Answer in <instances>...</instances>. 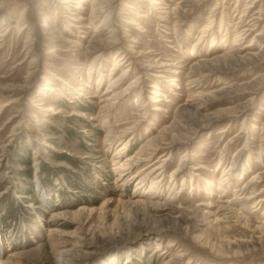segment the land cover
I'll use <instances>...</instances> for the list:
<instances>
[{
  "label": "rangeland",
  "instance_id": "obj_1",
  "mask_svg": "<svg viewBox=\"0 0 264 264\" xmlns=\"http://www.w3.org/2000/svg\"><path fill=\"white\" fill-rule=\"evenodd\" d=\"M107 1L110 26L91 19L96 0H0V264H264V178L251 184L264 173V62L228 81L191 82L194 65L228 46L238 43L242 55L263 49L262 28L236 41L243 12H264V0H202L182 23L183 0H167L163 21L146 0ZM210 27L229 28L227 43L204 37ZM113 29L117 46L90 51ZM125 55L154 67L138 88L144 98L129 91L106 109L141 76L133 65L126 73L129 60L114 70ZM158 64L169 71L164 79ZM255 81L203 112L237 110L195 134L181 174L173 175L185 148L157 177L149 173L163 153L116 170L199 95ZM236 241L258 242L230 252Z\"/></svg>",
  "mask_w": 264,
  "mask_h": 264
},
{
  "label": "bare ground",
  "instance_id": "obj_2",
  "mask_svg": "<svg viewBox=\"0 0 264 264\" xmlns=\"http://www.w3.org/2000/svg\"><path fill=\"white\" fill-rule=\"evenodd\" d=\"M146 1L150 2L152 4V6H153L152 10L155 11L157 18L160 21H163L164 17H163V13H161V11L163 10L164 6L168 5L167 0H146ZM201 1L202 0H183L181 2V7H179V8L177 7L175 9L178 22H180V23L184 22L190 16V14L193 12V9L201 3ZM112 4H111V1L108 2L107 0H96V5L94 6L95 10L92 13L91 19L94 20L97 18H103V24L106 26H110L111 22H112L113 12H114ZM253 8H254L253 6L248 7L245 10V12H243L242 16L240 17V20L238 23V31H239L238 35H239V37L237 38L236 42H239L240 39L242 40L244 38L243 36H247L248 34H253V33L257 32L260 28H262V30L260 32H258V34L256 35V38H260L261 40L263 39L264 27H262V25L264 23V12H262L261 10L253 12ZM216 9L217 8H215L214 10H216ZM261 9L262 10L264 9V1L262 3ZM214 17L215 16L210 18L211 19L210 24H212V19ZM222 17H224V15ZM228 26L230 27V24ZM220 30L221 31L216 32V31H211V27H210V29L207 28L204 31V37L208 38L210 36L211 38H213V42H215L218 40L219 37L222 36V37H224V41L227 43L228 40L226 41V39H228L229 34H230L229 28L228 29H226V28L222 29L221 28ZM114 34H116L115 29L112 30V35H114ZM98 37H100V36H98ZM118 42H119V37L117 35H114L112 38L108 37L105 41H103L102 39L100 40L99 38H96L93 42V45L90 48V51L95 52L98 50H105L107 48H110L111 46H117ZM252 46H254L253 43L250 45V47H252ZM228 47L229 48L226 50L227 52H225V54L223 53V55L215 56L211 60H203V61H201L198 64L193 66V72L191 73L192 84L198 85L200 82H202L208 78H212V77H218L223 81H228V80L233 79V77L235 76L236 73H238V72L245 73L243 71L251 69V68H255L256 65H258V63L264 62V47H263V49H261V51H259L257 53H254L252 51V49L248 50V51H246V53L244 55H242L243 51H242V49H240V46L238 45V43H235L234 46H231V47L228 46ZM125 52H127L128 54H131L130 49L125 48ZM240 53H241V55H240ZM138 59L139 58H137V57L136 58L135 57L129 58L127 55H125L124 59H122L120 62H117L115 64L114 70H117L118 68L123 66L124 61L129 60V63H128L129 68L127 69L126 73L129 72L130 67L133 65V67L138 68L140 70L141 76L138 78V80L134 81L130 85V87H128V89H126L125 91H122L120 93L115 94L110 99H107L109 103L105 107L106 109H109L112 105V102L117 101V99H121L123 96H125L127 94V92L130 91L131 93H136L137 91H139L138 88L141 86V84H143L145 82L144 78L147 75H149V73H151V71H153L154 67H151L149 65H147V66L146 65H139ZM164 66L165 65H160V64H158V66H157V69H160V71H161L160 74L157 75L158 78H160V79H164L166 74L169 72V71H167V68ZM117 83L118 82L116 81L114 85L116 86ZM254 84L258 85V82L255 81L253 84H251L252 86L247 85V87H245L243 89L242 88L239 89V87H236V86H228L227 87L224 85L222 88L215 91L214 94L210 93L207 95H205V94L199 95L196 99H194V102L192 103V105H190L188 114H184V113L179 114L177 116L175 122L172 124V126L161 131L159 133L158 137H156L153 141H150V143L148 145L143 147L141 149V151L139 153H137V155L135 157H133L129 160L128 164H126V163L120 164V165L118 164V166H116V170L119 171L122 168H125L126 166H127L126 169L132 170L133 168H135L136 166H138V164H141L142 162L153 163V162H155V161H153L155 156H157L159 153H163L164 154L163 155V161L160 163V166L153 171L151 170L152 172L149 173V175L154 176L158 171H160L161 169L162 170L164 169L165 163L171 157H173V155L176 151H179V150L185 148L187 151L185 152L183 158L181 159L179 167L173 173V175L181 174L182 172H184V170L187 169V161L189 159L188 158L189 157L188 150H189V146H190L195 134L200 129H203V128L210 126L213 122H216V121L224 119V118L233 117L234 114L237 112V110L235 108H229V109L216 111V112H213L211 114H206V115H204L203 112L205 110H208L211 106L210 104H212L214 102H223L224 100H227V99L228 100L230 99L231 101H235L236 98H234V97H236V95L240 94V93H238L239 91L244 92L243 94H247V93H249L247 88L253 87ZM170 86H174V83H171ZM154 88H157V87L154 86ZM157 89H159V88H157ZM110 94L111 93H109V95ZM109 95L107 94V96H109ZM143 95H144V91H139V98H138L139 101H141L144 98ZM161 97H162V95H159L156 99H152V101H150V102L155 103L158 100H162V99H160ZM110 101H111V103H110ZM232 104H234V103H232ZM48 111H52V110L50 109ZM131 133L133 134V132H131ZM259 144H260V148L263 149L264 148V137H262L259 140ZM149 168H152V165ZM223 176H224V178H227L228 174H224ZM257 178L263 179L264 173L261 174L260 177H258V176L254 177L251 184H255L257 181L256 180ZM227 180L228 179H226V181ZM158 184H159V181L156 179L154 181V187ZM147 199H149V198H147ZM233 204H236V202ZM144 205L146 206L147 209H152V210L162 211V212L167 210V208L169 206L171 207L170 203L169 204L168 203L161 204V203H156V202H147V203H144ZM182 222H184L186 224L187 223L190 224L191 220L187 219V218H183ZM160 226H162V223ZM189 230H190V228H189ZM257 242H254V243L252 242L249 244H246L243 241H236V242H230V243L228 242V248H229L228 250L230 252L231 251L233 252L235 249H241V248L247 249L249 246L254 247V245L257 244ZM174 246H175V244H172L170 247H174ZM90 251H92V250H90ZM94 251H96V250H94ZM93 253L94 252H91L92 255H93ZM85 256H86V254H85ZM179 260L180 259L174 260L173 264H177L179 262Z\"/></svg>",
  "mask_w": 264,
  "mask_h": 264
},
{
  "label": "trees",
  "instance_id": "obj_3",
  "mask_svg": "<svg viewBox=\"0 0 264 264\" xmlns=\"http://www.w3.org/2000/svg\"><path fill=\"white\" fill-rule=\"evenodd\" d=\"M68 162L71 163V165H73V166L75 165L76 166V164L73 162V160L68 159ZM27 164H29V163H27Z\"/></svg>",
  "mask_w": 264,
  "mask_h": 264
}]
</instances>
